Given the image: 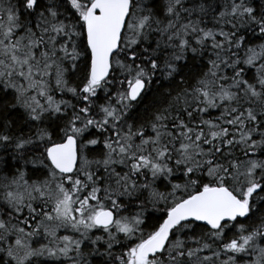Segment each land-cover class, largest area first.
<instances>
[{"label":"snow or ice","instance_id":"1","mask_svg":"<svg viewBox=\"0 0 264 264\" xmlns=\"http://www.w3.org/2000/svg\"><path fill=\"white\" fill-rule=\"evenodd\" d=\"M0 264H264V0H0Z\"/></svg>","mask_w":264,"mask_h":264}]
</instances>
